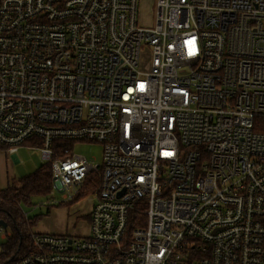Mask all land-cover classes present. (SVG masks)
<instances>
[{
  "label": "built area",
  "instance_id": "built-area-1",
  "mask_svg": "<svg viewBox=\"0 0 264 264\" xmlns=\"http://www.w3.org/2000/svg\"><path fill=\"white\" fill-rule=\"evenodd\" d=\"M260 119L264 0H0V147L93 195L10 264H264Z\"/></svg>",
  "mask_w": 264,
  "mask_h": 264
},
{
  "label": "rangeland",
  "instance_id": "rangeland-1",
  "mask_svg": "<svg viewBox=\"0 0 264 264\" xmlns=\"http://www.w3.org/2000/svg\"><path fill=\"white\" fill-rule=\"evenodd\" d=\"M148 6L149 4L144 5L146 9L143 11V15L148 12ZM72 148L73 153L84 156L88 161L93 162V164L101 163L103 154V146L101 144L76 143ZM10 161L11 162L8 161L7 164L5 163V166H8L9 172L12 173L14 179H22L32 174L42 164L47 163L37 150L26 146L21 147L16 155V160L13 158ZM2 164L3 163L0 162V166ZM4 181L5 180H2V183ZM56 192L53 198L56 201H60L61 194L58 191ZM90 193L91 191L87 192L77 203L58 204L57 202L56 204H46V199H40L35 201V205L32 207L25 204L21 207L24 213H28L30 219L36 216L46 215L47 212V216L42 217L38 225L33 228L34 233H43L42 230L47 228V233L51 234L81 236L85 235L88 229V214L90 210L87 208L92 205L91 199L93 196L91 195L92 193ZM5 233L10 234V228H7L0 234V240Z\"/></svg>",
  "mask_w": 264,
  "mask_h": 264
},
{
  "label": "trees",
  "instance_id": "trees-1",
  "mask_svg": "<svg viewBox=\"0 0 264 264\" xmlns=\"http://www.w3.org/2000/svg\"><path fill=\"white\" fill-rule=\"evenodd\" d=\"M262 122L263 119L258 121ZM258 130L264 132L262 129ZM65 144L64 146L68 147V144ZM51 183V165L44 163L32 174L13 181L4 189L0 188V220L5 221L11 230L10 235L0 242V264H10L15 258H23L33 250L31 236L33 228L42 217L47 216V212L46 215L26 220L21 212V206L25 204L32 207L35 201L47 199ZM93 185L95 186V183ZM85 194L86 192L82 196Z\"/></svg>",
  "mask_w": 264,
  "mask_h": 264
},
{
  "label": "crops",
  "instance_id": "crops-1",
  "mask_svg": "<svg viewBox=\"0 0 264 264\" xmlns=\"http://www.w3.org/2000/svg\"><path fill=\"white\" fill-rule=\"evenodd\" d=\"M21 149V148H20ZM19 149V150H20ZM19 150H18V152H19ZM17 152V153H18ZM17 153L16 154H12V155H9V154H6L5 152H4V150L2 149V150H0V162H2L3 164L0 166V188H2V189H4V188H6L10 183H12L13 181H15V180H17L16 178L14 179V177L12 176V173L11 172H9V169H8V166H5V163L7 164V162L9 161V162H11L10 160L11 159H15L16 160V155H17ZM2 160V161H1ZM11 167H13V166H11ZM14 168V167H13ZM11 170H13V169H11ZM36 171V170H35ZM34 171V172H35ZM20 179V178H19ZM2 180H5L3 183H2ZM89 207L90 206H88V210H89ZM42 232L44 233H47V228H44L43 230H42Z\"/></svg>",
  "mask_w": 264,
  "mask_h": 264
},
{
  "label": "water",
  "instance_id": "water-1",
  "mask_svg": "<svg viewBox=\"0 0 264 264\" xmlns=\"http://www.w3.org/2000/svg\"><path fill=\"white\" fill-rule=\"evenodd\" d=\"M7 226H8V224L5 221L0 220V227L7 228Z\"/></svg>",
  "mask_w": 264,
  "mask_h": 264
}]
</instances>
